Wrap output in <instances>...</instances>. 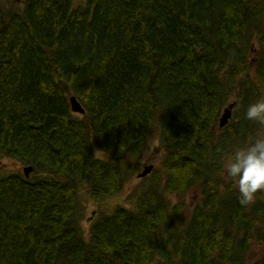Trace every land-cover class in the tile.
<instances>
[{"label": "trees", "instance_id": "1", "mask_svg": "<svg viewBox=\"0 0 264 264\" xmlns=\"http://www.w3.org/2000/svg\"><path fill=\"white\" fill-rule=\"evenodd\" d=\"M5 4L0 157L31 170H0V264H245L251 245L259 254L247 264H264V192L242 206L223 170L264 131L245 119L264 97V0ZM71 95L83 113L70 110ZM153 121L159 159L148 181L84 238L80 187L97 199L120 190Z\"/></svg>", "mask_w": 264, "mask_h": 264}, {"label": "rangeland", "instance_id": "2", "mask_svg": "<svg viewBox=\"0 0 264 264\" xmlns=\"http://www.w3.org/2000/svg\"><path fill=\"white\" fill-rule=\"evenodd\" d=\"M4 1L6 3L5 4L6 6H12L13 8H16V9L19 8L20 6L19 3L21 2V0H4ZM11 2L13 4H11ZM72 4L74 6H86L88 4H91V0H72ZM255 52H256V49L254 47V44H251L249 53H248V58H249L251 65H253L254 63ZM232 102L234 105V101ZM228 103L225 104L222 107V109L226 105H228ZM233 105L230 107L231 108L230 116L227 119V121L232 116L231 114H232ZM222 109L220 111L219 116L222 113ZM218 118H217V127L221 128L223 125L221 127L218 126ZM150 129L151 131H150V134L147 140L143 158L139 164L140 166H139L138 172L141 170L143 166L148 165V164H150L152 167H155L159 159L158 126L155 121L152 122ZM229 157L230 155L226 156V161ZM0 170H4V171L21 170V165L16 160H13L12 158L0 157ZM146 175H148V173ZM148 177L149 175L145 178H141V177H137L135 174V176L129 179L128 182H126L120 188V190H118L116 193L103 197V198H99V199L91 197L87 193L84 187H80L78 191V197L76 199V209L75 210H76V218L79 224L81 235L84 238L88 236L90 224L103 212L108 213L115 206H118V205H123L125 207H131L133 203V196L139 192V189H140L139 187H141L148 181ZM132 192L134 193V195H132ZM195 197L196 195L194 194V192L186 195L185 204H187L186 206L187 208H189V206H191V204L195 201ZM185 210L187 213L188 209H185ZM258 254H259V247L256 245H251L248 248L245 254V257H244L245 264H247L250 260L254 259Z\"/></svg>", "mask_w": 264, "mask_h": 264}, {"label": "clouds", "instance_id": "3", "mask_svg": "<svg viewBox=\"0 0 264 264\" xmlns=\"http://www.w3.org/2000/svg\"><path fill=\"white\" fill-rule=\"evenodd\" d=\"M245 119L264 129V97L247 106ZM223 170L238 192L239 203L244 207L253 205L257 193L264 192V131L250 137L246 146L235 149Z\"/></svg>", "mask_w": 264, "mask_h": 264}, {"label": "water", "instance_id": "4", "mask_svg": "<svg viewBox=\"0 0 264 264\" xmlns=\"http://www.w3.org/2000/svg\"><path fill=\"white\" fill-rule=\"evenodd\" d=\"M68 101H69V107L70 110L76 113H83V108L80 106V104L77 102V100L74 98V96H69L68 97ZM233 105V102L228 103V105H226L223 109H222V113L218 118V126L221 127L222 125H224L227 121V119L230 116V111H231V106ZM151 165H145L141 168V170L139 172L136 173L137 177H143L145 176L151 169ZM31 167L30 165H23L21 167V171L23 172V174L26 176L28 174V172H30Z\"/></svg>", "mask_w": 264, "mask_h": 264}]
</instances>
